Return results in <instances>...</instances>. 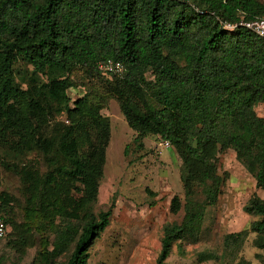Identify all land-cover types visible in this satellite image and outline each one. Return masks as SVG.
<instances>
[{"label":"trees","instance_id":"obj_1","mask_svg":"<svg viewBox=\"0 0 264 264\" xmlns=\"http://www.w3.org/2000/svg\"><path fill=\"white\" fill-rule=\"evenodd\" d=\"M262 17L264 0H0V165L12 160L18 168L39 150L49 166L44 174L25 164L20 170L29 195L60 221L42 263L55 264L76 241L66 264H88V250L113 211L90 209L111 126L87 97L72 107L68 91L77 67L105 75L137 139L159 135L182 159L185 202L174 195L170 210L185 213L180 223L164 225L156 264H166L174 243L198 235L223 181L221 151L233 148L264 190V117L255 110L264 103V39L246 27L228 31L218 19L234 24ZM109 58L124 63L123 76L99 69ZM20 61L24 72L16 69ZM63 113L69 124L50 118ZM10 201L0 192V212ZM244 210L257 218L228 234L226 247L233 250L254 232L255 245L264 249V198L254 194ZM0 217L6 237L9 220ZM13 242L24 247L29 238L20 231Z\"/></svg>","mask_w":264,"mask_h":264},{"label":"rangeland","instance_id":"obj_2","mask_svg":"<svg viewBox=\"0 0 264 264\" xmlns=\"http://www.w3.org/2000/svg\"><path fill=\"white\" fill-rule=\"evenodd\" d=\"M26 68L22 61L16 65L18 71L24 72ZM145 76L149 80L154 78L151 71H145ZM71 77L74 86L68 93L72 107L77 99L87 97L92 106H100V112L111 126L98 195L90 209L96 215L110 207L113 211L110 224L90 246L87 262L156 264L164 225L180 223L185 213L183 208L177 214L170 210L174 195L185 202L182 159L159 135L136 138L137 132L128 125L118 100L106 88L105 75L91 74L86 68L77 67ZM147 98L151 105L159 107L150 94ZM255 110L264 117V103L258 104ZM50 118L70 123L65 113ZM7 162V165H0V192L9 194L11 201L0 213L8 218L11 233L0 237V264H46L40 258L53 247L59 217L45 210L40 198L29 195L28 180L20 170L25 164L44 174L49 166L39 150L31 152L18 168L12 160ZM218 165L223 181L217 200L207 205L198 235L174 243L166 264H264V249L255 245L254 232L233 250L225 243L228 234L242 231L257 218L247 213L244 206L254 194L264 198V190L257 186L254 173L245 167L233 148L219 153ZM198 199L203 202L205 195L200 193ZM20 231L29 238L27 246L18 247L13 242ZM75 243L56 258L55 264L68 262ZM202 252H211L217 257L203 259Z\"/></svg>","mask_w":264,"mask_h":264},{"label":"built area","instance_id":"obj_3","mask_svg":"<svg viewBox=\"0 0 264 264\" xmlns=\"http://www.w3.org/2000/svg\"><path fill=\"white\" fill-rule=\"evenodd\" d=\"M226 1V0H224ZM196 10L200 13H204V10L196 8ZM220 22L223 24V27L228 31H234L239 27H246L257 35L264 39V17L253 19V20H246L242 19L237 23H228L224 22L220 18H218ZM99 69L106 75H116V76H123L125 72V65L122 61L114 60V59H106L102 60L98 63ZM166 145H170L168 141H165ZM6 233V224L3 218L0 217V237H3Z\"/></svg>","mask_w":264,"mask_h":264}]
</instances>
